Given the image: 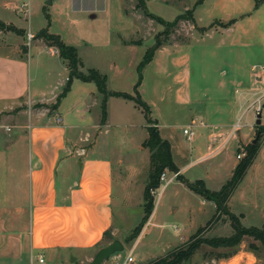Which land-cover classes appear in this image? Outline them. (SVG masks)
Masks as SVG:
<instances>
[{"label":"rangeland","instance_id":"rangeland-1","mask_svg":"<svg viewBox=\"0 0 264 264\" xmlns=\"http://www.w3.org/2000/svg\"><path fill=\"white\" fill-rule=\"evenodd\" d=\"M45 0H0V21L22 27L25 31L36 33L41 28L57 34L63 42L76 49L82 66V72L94 68L107 79V86L113 91L132 90V81L136 80V66L141 60L146 48L151 46L157 37L162 45L167 41L181 43L175 48L165 51L155 50L151 60L141 70V86L137 92L149 107L150 118L158 126L159 136L173 138L179 141L188 154L180 163L188 164L182 169V179L191 181L202 179L204 186L217 190L230 176L228 168L235 160V153L243 152L242 148L251 143L260 124L264 125V106L260 109V124L255 125L254 104L246 109L248 103L264 91V79L254 82L251 67L259 69L264 65V0H201L194 18L178 21L170 32L161 33L164 27L154 20H149L135 8V0H85L81 4L72 5L70 0H53L45 4ZM194 0H143L147 12L171 21L174 17L191 8ZM75 9L74 11H72ZM234 18L235 22L228 29L221 25L225 17ZM214 20V21H213ZM213 21V22H211ZM211 22V24H209ZM167 29V28H166ZM168 30V29H167ZM9 31V30H2ZM10 38H16L14 32L7 33ZM27 34V33H26ZM24 41L30 43V54L34 53V42L31 37ZM119 36L135 39L137 44L129 48L119 45ZM183 42V43H182ZM35 56V53H34ZM37 58L34 57L33 60ZM40 60V59H39ZM56 60V59H55ZM48 61L52 69L58 71L64 79L67 72L64 62ZM37 61V60H36ZM54 61V62H53ZM63 63V65H62ZM37 68V77L32 84L42 80L44 70ZM34 75L33 68L28 70V77ZM251 75V77H250ZM135 77V78H134ZM53 78V77H52ZM49 79V78H48ZM48 79H45L48 80ZM91 82V81H90ZM93 86V83H90ZM222 85V86H221ZM229 85V86H228ZM246 89L252 96L235 112V120L225 143L216 151L211 152L199 161L191 162L194 157L208 154L214 146L207 149L206 140L192 136L187 140L181 133V127L199 121L198 109L208 103L207 109L216 107L215 100L220 98L222 87L236 96L233 89ZM95 92L94 87L92 88ZM97 92V91H96ZM63 99V98H62ZM96 101V100H95ZM253 101V100H252ZM79 101L75 93H70L61 102L64 115L72 119L76 117L74 108ZM123 101L110 98L106 101V117L110 118L108 127L100 128L97 135L98 144H104L107 154L116 164L115 157L120 155L123 165H132L137 169V183L128 187V198L121 200V190L117 182L118 170H114L111 209L113 223L108 233V240H119L123 244L121 251L112 253L99 264H109L114 260L122 261L130 249L133 239L127 241L132 227L142 214L141 183L146 178L148 170V151L140 143L146 136L145 119L140 111H133L129 117L130 124L122 126L120 112L124 110ZM218 108V107H217ZM99 102H93L89 111L79 119L83 127H90L100 116ZM141 110V109H140ZM227 117V108L223 110ZM236 124V126H235ZM150 123L149 126H153ZM234 126V127H233ZM250 141L245 145L235 144L237 134L249 135ZM82 132L93 134L94 130ZM264 131L262 132V134ZM256 136L255 144L262 134ZM74 133L67 131V136ZM248 137V138H249ZM93 140L91 136L90 141ZM87 144V142H82ZM144 149H139L138 145ZM239 150L236 152V150ZM89 154V150H87ZM244 156V153L242 157ZM241 157V158H242ZM63 159L60 160V163ZM167 178L171 173L165 171ZM188 179V180H187ZM179 178L173 179L154 196V212L156 221H163L162 231L156 226H149L136 247L130 251L134 263L141 264L162 257L174 248L177 233L188 235L179 247L192 239L224 237L233 230L229 216L223 210H215L211 202L201 200L198 195L187 191L181 185H176ZM59 183V178L57 176ZM160 182L156 192L162 186ZM59 185V184H58ZM176 188V190H174ZM233 191V190H232ZM230 193L227 199V210L237 217L241 226L260 227L264 220V177H258L251 166L240 181L237 189ZM211 219L207 223V221ZM199 229L198 232L196 230ZM196 232V233H195ZM190 234V235H189ZM228 251L234 253L224 257ZM264 264V245L251 236L243 235L240 242L233 248L211 247L200 245L196 252L182 264Z\"/></svg>","mask_w":264,"mask_h":264},{"label":"crops","instance_id":"crops-1","mask_svg":"<svg viewBox=\"0 0 264 264\" xmlns=\"http://www.w3.org/2000/svg\"><path fill=\"white\" fill-rule=\"evenodd\" d=\"M84 1L70 0V3L75 5ZM201 3V0H194L190 4L191 8H188L192 9L194 23H196L195 9ZM183 8L186 10V5ZM228 20L233 22L226 29L234 24L235 19L227 15L223 21H219L226 23ZM14 27L22 30L21 34L14 32L16 38L7 36L10 30H0V264H29L30 261L31 264H38L36 260L38 255L43 259L41 264H87L99 248L111 242L108 240V233L113 223L111 201L114 170H118L116 177L122 193L121 200L124 201L128 198V187L133 182L137 183V169L129 164H120L122 162L120 155L115 157L116 164H113L112 159L102 153L107 148L104 144H98L97 135L100 128L110 125L109 116L105 118L103 124L99 123V116L98 121L86 128L79 122L93 102H99L100 106L101 95L96 92L94 83L92 82L93 86H91L90 81L84 82L78 79L70 81L69 89L62 98L75 93L79 103L74 108L76 117L68 118L61 108L62 98L56 107L52 105L64 88L67 76L61 79L60 73L50 68L52 62L48 61L56 59L55 61L60 63L62 58L58 56L56 48L47 46L41 39L33 37L31 41L34 42L35 56L34 53L30 54L32 45L24 41L25 34L34 36L35 33L25 31L22 27ZM118 41L119 45L127 48L139 43L135 42V39L120 36ZM179 44L181 43L167 41L156 50L165 51ZM34 57L37 61L33 60ZM63 62L65 65L63 68L67 72L66 63L64 60ZM40 65L45 72L43 78L49 79L32 84L37 77L36 67ZM32 68L34 75L32 80L30 77L28 81V70ZM254 82L260 81L254 79ZM139 87L138 92H140ZM233 91L237 93L236 96L222 87L219 92L220 98L213 104L216 107L207 109L209 104L204 103L203 108L198 109L199 121L194 123L190 120V123L181 127L182 130L190 126L194 130L195 139L206 140L207 149L214 146L208 154L196 156L191 162L202 160L224 145L229 133L227 128L234 124L236 110L252 96L248 90L237 89L236 86ZM127 93L132 94V90ZM110 98H119L124 103V110L119 116L122 126L127 127L130 124L129 117L133 116L135 109L141 112L131 100L109 96L106 101ZM226 108L227 117L223 114ZM57 116L60 117L59 121H56ZM3 126L9 127V130H5ZM158 126H156L157 130ZM86 129H92L94 133L82 132ZM254 129L246 136L237 134L234 143L241 148V145L250 141L249 136L255 133ZM68 130L74 133L72 137L67 136ZM91 136H93L92 141H90ZM161 138L167 140L170 145L171 159L178 171L174 179L181 178V171L188 164L180 166V162L186 158L188 151L181 146L176 137ZM140 144L138 148L144 149ZM238 150L239 148L236 152ZM61 159H63L62 163H60ZM237 161L232 162L228 168L229 172ZM251 166L254 167L259 178L264 177V133L240 181ZM240 181L233 191L237 189ZM143 185L142 181V190ZM177 185L196 194L180 180L176 182L175 186ZM154 218L155 212L152 208L139 234L130 244V249L136 247L149 226H156L162 231L163 221H155ZM175 235L177 240L171 247L174 249L179 247L178 244L188 236L181 232ZM145 263L143 261L141 264Z\"/></svg>","mask_w":264,"mask_h":264},{"label":"trees","instance_id":"trees-1","mask_svg":"<svg viewBox=\"0 0 264 264\" xmlns=\"http://www.w3.org/2000/svg\"><path fill=\"white\" fill-rule=\"evenodd\" d=\"M135 8H138L142 15L145 18L150 20H154L164 27V31L161 33H169L170 28L175 27L178 21L182 19L190 20L194 22L192 18V9H186L182 13L176 15L171 21H164L158 16H155L149 12L144 7L143 0H135ZM233 22V20H228L226 23H221L223 26H228ZM211 24V23H210ZM168 30H167V29ZM0 30H10L17 34H21L22 30L15 28L11 24H4L0 21ZM33 38H39L43 43L47 46H53L56 48L58 56L62 58L67 67V82L58 94L53 102V106L56 107L60 101V99L65 95V93L69 89V84L72 79H78L84 82H93L97 92L101 95L100 99V119L99 123L103 124L106 118V100L109 96L120 97L122 99L131 100L136 106L141 109L143 118L145 119V130L146 136L142 141L141 145L145 147L148 151V170L147 175L144 181L143 190H142V211L143 214L139 220V222L132 228L130 234L127 236V241L134 240L139 234L143 224L148 218L152 208L154 198L150 195L149 190L157 188L159 185V174L163 170L167 171H176L177 168L174 165L171 159L170 145L167 140L162 139L159 136L158 130L155 126V122L150 118L149 107L143 101H141L140 96L137 92V88L141 82V70L142 67L148 63L154 53V51L162 45L161 41L155 37L154 42L151 46L145 49L141 60L138 62L136 66V80L133 84V92L136 94L132 96L127 92L120 91H109L106 88V77L103 74H100L94 68H89L86 71L82 72L79 68L81 66V62L77 57L76 49L66 44L62 41V39L57 34H52L47 32L46 28H41L39 31L35 33ZM150 123H154L153 126H149ZM259 129V134H262L264 131V127L259 125L256 129ZM257 143L251 144L248 143L242 148L244 156L239 158V160L235 163L229 178L220 186L217 190H209L204 186L202 180L197 179L192 182H188L179 177L180 181L191 191L202 197L204 200L211 202L215 208V210H223L229 216L230 225L232 227L233 232L224 237H214L207 239L195 238L187 242L181 247H177L173 249L168 254L158 257L154 260H151L145 264H182L187 261L200 247V245L205 244L211 247H226L233 248L235 247L243 237V235H251L257 239H259L264 245V220L261 223L260 227H244L241 226L238 222L236 216H234L229 210H227V199L230 195L231 191L240 181L243 176L246 168L251 163L256 150ZM211 221L209 219L207 223ZM199 229L196 230L198 232ZM195 232V233H196ZM234 251H228L226 254H223L224 257H228L232 255Z\"/></svg>","mask_w":264,"mask_h":264},{"label":"built area","instance_id":"built-area-1","mask_svg":"<svg viewBox=\"0 0 264 264\" xmlns=\"http://www.w3.org/2000/svg\"><path fill=\"white\" fill-rule=\"evenodd\" d=\"M26 37H27V39H29L31 37V34L27 33ZM250 71L252 72L251 75L254 79H257L258 81H262L264 79V65L261 66L259 69L251 67ZM253 104H254V112L256 114L257 113L260 114V111H261L260 107L264 104V91H262L260 94H258L253 99V101H251L250 104H248L246 106V109L250 108ZM59 120H60V117L57 116L56 121H59ZM235 126H236V124H235ZM3 127L5 130H9V127H7V126H3ZM181 132L183 135H185V138L187 140H190L194 134V130L191 129L190 126L182 128ZM242 155H243V152H238V153H236L235 157L237 159H239L242 157ZM165 171H167V170H163L159 174V184H160V182L163 181L162 186L159 188V190L157 192H156V189L159 187V185L157 188L149 190V193L151 195L154 196L155 194H157V195L160 194V191L166 186V184H168L172 179H174L178 175V171H169L171 174L167 178H165L166 177ZM131 249H129V251L127 252V254L125 255V257L122 261L114 260L110 264H132L133 259H132L131 253H130ZM36 260H37L38 264H41L43 262V259L40 255L37 256ZM237 263L238 262H235V264H237ZM29 264H31V261Z\"/></svg>","mask_w":264,"mask_h":264},{"label":"water","instance_id":"water-1","mask_svg":"<svg viewBox=\"0 0 264 264\" xmlns=\"http://www.w3.org/2000/svg\"><path fill=\"white\" fill-rule=\"evenodd\" d=\"M44 3L49 5V4H51V0H45ZM262 106H264V104ZM254 123L256 126H258L260 124V114L259 113L256 114ZM257 134H258V130L256 131L255 137L251 140V143L255 142ZM122 248H123V245L119 240H117V239L112 240L107 245L99 248L94 253L93 257L91 258V260L87 264H99V263H101V261L103 259L110 256L112 253L117 252V251H121Z\"/></svg>","mask_w":264,"mask_h":264}]
</instances>
